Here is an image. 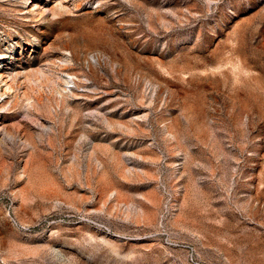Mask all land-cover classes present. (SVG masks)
Listing matches in <instances>:
<instances>
[{
  "label": "rangeland",
  "instance_id": "1",
  "mask_svg": "<svg viewBox=\"0 0 264 264\" xmlns=\"http://www.w3.org/2000/svg\"><path fill=\"white\" fill-rule=\"evenodd\" d=\"M0 264H264V0H0Z\"/></svg>",
  "mask_w": 264,
  "mask_h": 264
}]
</instances>
